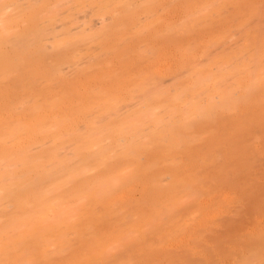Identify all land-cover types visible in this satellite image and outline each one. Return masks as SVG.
Masks as SVG:
<instances>
[{
	"label": "rangeland",
	"instance_id": "374dc122",
	"mask_svg": "<svg viewBox=\"0 0 264 264\" xmlns=\"http://www.w3.org/2000/svg\"><path fill=\"white\" fill-rule=\"evenodd\" d=\"M38 2L0 0V264H241L249 238L258 252L264 0Z\"/></svg>",
	"mask_w": 264,
	"mask_h": 264
},
{
	"label": "bare ground",
	"instance_id": "6f19581e",
	"mask_svg": "<svg viewBox=\"0 0 264 264\" xmlns=\"http://www.w3.org/2000/svg\"><path fill=\"white\" fill-rule=\"evenodd\" d=\"M19 1H20V0H19ZM33 1L38 2V0H33ZM38 3H39V2H38ZM25 4H26V2H25ZM35 5H36V4H35ZM25 7H26V6H25ZM39 7H40V6H39ZM34 8H35V7H34ZM26 10H27V9H26ZM26 10H25V11H26ZM0 11H2V9H1ZM3 11H4V10H3ZM1 14H2V12H1ZM1 14H0V15H1ZM21 14H22V13H21ZM21 14H20V15H21ZM18 17H20V16H18ZM16 18H17V17H16ZM13 19H14V17H13ZM20 19H21V18H20ZM11 20H12V19H11ZM11 20H10V21H11ZM17 20H18V19H17ZM12 21H13V20H12ZM12 21H11V22L7 21V24H8V22H9V24L11 23V25H12V24L15 22V21H14V22L12 23ZM107 21H108V20H107ZM108 23H109V22H107V24H108ZM7 24H6V25H7ZM9 24H8L7 26H10ZM99 24L102 25V24H104V23H103V22H102V23H101V22H98V23H96V24L94 23V24H91V25H88V26H90V28L92 29V32H93L94 27L98 26ZM14 25H16V24H14ZM102 26H103V25H102ZM16 27H17V25L15 26V28H16ZM100 27H101V26H100ZM100 27H99V29H100ZM104 27H106V26H104ZM2 28H3V26H2ZM7 28H8V27H5V29H7ZM10 28H11V27H10ZM18 28H19V27H17V29H18ZM17 29H15V30H17ZM28 29H29V28H28ZM31 29H32V28H31ZM31 29H29V30L31 31ZM56 29H57V28H56ZM15 30H12L11 32H10V30H9V32L12 33V34H14V35H16L15 38H16L17 36H19V37H17V38H16L17 41H15L14 35L11 36L12 39H10V43H9V42H8V43H9V44H13V45H10L9 48L12 46L13 49H14L16 46H19L20 44L22 45L23 42L26 43V45H27V42H26V41H28V40H26V38H25V37H27L26 34L23 33L24 35H23V34L21 35V33H22L23 31L21 32L20 29H19L20 32H16V33H17V34H16L15 32H13V31H15ZM60 30H61V29H60ZM95 30H96V29H95ZM102 30H103V29H102ZM4 31H5V30H4ZM17 31H18V30H17ZM36 31H37V30H36ZM90 31H91V30H90ZM57 32H58V31H57ZM61 32H62V31H61ZM95 32H96V31H95ZM38 33H39V32H38ZM33 34H34V33H33ZM44 34H45V33H44ZM52 34H55V35H54L55 37L57 36V33H53V32H52ZM36 35H37V34H36ZM36 35H35V36H36ZM40 35H41V33H40ZM45 35H46V34H45ZM47 35H48V34H47ZM49 35H50V32H49ZM58 35H59V34H58ZM22 36H23L24 39L22 38ZM43 37H44V36H43ZM51 37H52V36H51ZM46 38H48V36H47ZM46 38H45V39H46ZM90 38H92V37H89V42H90ZM29 39H30V38H29ZM32 39H33V38H32ZM35 39H36V37H35ZM37 39H39V38L37 37ZM56 39H58V37H57ZM82 39H83V38H82ZM86 39H87V37H86ZM40 40H41V39H40ZM91 40H92V39H91ZM14 41L17 42V44H18V43H20V44H19V45H17V44L15 45V42H14ZM30 41H31V40H30ZM36 41H37V40H36ZM50 41H51V40H50ZM54 41H56V40H54ZM84 41H86V40H84ZM12 42H13V43H12ZM34 42H35V40H34ZM35 43H36V42H35ZM54 43H55V42H54ZM9 44H8V45H9ZM51 44H52V43H51ZM60 44H61V43H60ZM24 45H25V44H24ZM53 45H55V44H53ZM57 45H58V44H57ZM22 46H23V45H22ZM22 46H21V47H22ZM58 46L60 47V45H58ZM58 46H57V47H58ZM7 47H8V46H7ZM24 47H25V46H24ZM28 47H29V46H28ZM28 47H27V48H28ZM47 47H48V46H47ZM50 47H51V46H50ZM0 48H1V47H0ZM18 48H20V47H18ZM30 48H31V47H30ZM10 49H11V48H10ZM10 49H9V50H10ZM20 49H21V48H20ZM52 49H54V47H53ZM5 50H6V49H5ZM15 50H17V47L15 48ZM27 50H28V49H27ZM46 50H47V49H46ZM46 50H45V51H46ZM58 50H59V49H58ZM7 51H8V50H7ZM17 51H18V50H17ZM25 51H26V50H25ZM43 51H44V50H43ZM21 52H22V51L20 50V53H21ZM28 52H29V51H28ZM40 52H41V51H40ZM53 52H54V51H53ZM14 53H15V51H14ZM23 53H24V52H22V54H23ZM45 53H46V52H45ZM45 53H44V55H46ZM47 53H48V52H47ZM49 53H50V52H49ZM15 54H16V53H15ZM29 54H30V53H29ZM54 54H55V52H54ZM56 54H58V53H56ZM56 54H55V55H56ZM61 54H62V53H61ZM19 55H20V54H19ZM21 56L23 57V55H21ZM32 56H33V55H32ZM34 56H35V55H34ZM37 56H38V55H37ZM49 56H50V55H49ZM49 56H48L47 60H49ZM53 56H54V55H53ZM3 57H4V59H6V56H3ZM10 57H11V56H10ZM18 57H19V56H18ZM22 57H19V58H22ZM40 57H41V56H40ZM40 57H39V58H40ZM46 57H47V56H46ZM37 58H38V57H35V59H37ZM52 58H53V57H52ZM52 58H51L50 60H52ZM56 58H57V55H56ZM11 59H13V58H11ZM15 59H17L16 62L20 61L18 58H15ZM22 59H23V58H22ZM54 59H55V58H54ZM45 60H46V59H45ZM47 60H46V61H47ZM62 60H63V59H62ZM39 61H40V60H39ZM23 62H25V61H23ZM54 65H55V64H54ZM247 71H249V70H247ZM247 71H246V72H247ZM247 73H248V72H247ZM249 74L252 75L251 73H249ZM13 78H14V77H13ZM13 80H14V79H12V81H13ZM10 81H11V80H10ZM10 81H9V82H10ZM0 82H1V81H0ZM1 83H3V82H1ZM22 83H23V82H22ZM2 85H3V84H1V86H2ZM20 85H21V84H20ZM4 86H5V85H4ZM4 86H3V87H4ZM5 87H7V83H6V86H5ZM16 87H17V86H16ZM3 89H4V88H3ZM3 89H1V90H3ZM8 89H9V88H8ZM4 90H5V89H4ZM6 90H7V89H6ZM7 91H8V90H7ZM3 92H4V91H3ZM0 93H1V92H0ZM5 93H6V92H4V93L1 94V95L3 96ZM14 93H15V92H14ZM12 94H13V91H12ZM31 110H33L32 107H31ZM34 113H35V112H34V110H33V114H34ZM35 114H36V113H35ZM34 116H35V115H34ZM36 116H37V115H36ZM40 116H41V115H40ZM40 116H39V117H40ZM39 117H37L36 119H38ZM32 119H33V118H32ZM36 119H35V120H36ZM38 120H39V119H38ZM38 120H37V121H38ZM41 120H42V119H41ZM16 122H17V121H16ZM31 122H32V124H33V121H31ZM35 123H36V122H35ZM37 124H38V122H37ZM41 124H42V123H40V125H41ZM26 125H27V124H26ZM34 125H35V124H34ZM34 125L31 126V128L34 127L33 130H35V127H37L36 125H35V126H34ZM38 125H39V124H38ZM28 126H29V125H28ZM28 126H25V128H27ZM40 127H41V126H40ZM38 129H39V128H38ZM27 130H28V129H27ZM23 131H26V130L23 129ZM35 131L37 132L38 130L36 129ZM23 133H24V132H23ZM32 134H33V133H32ZM20 140H21V139H20ZM19 142H21V141H19ZM27 143H28V142H27ZM23 144H24V145L21 144V149L24 150V148H22V147H23V146L25 147V143L23 142ZM45 144H46V143H45ZM46 145H47V144H46ZM16 146H17V145H16ZM19 146H20V144H19ZM40 146H41V145H40ZM43 147L45 148V145H44ZM18 148L20 149V147H18ZM21 149H20V151H21ZM17 150H18V149H17ZM23 150H22V151H23ZM32 150H33V149H32ZM32 150H30V151H32ZM37 150L40 151V148H39V149L37 148ZM45 151H46V150H45ZM6 152H7V151H4V152L2 151V153H6ZM17 152H18V151H17ZM2 153H0V154H2ZM12 153H13V152H12ZM12 153L9 152V155L12 154ZM19 153H20V152H19ZM34 153H35V155L37 154L36 152H34ZM6 154H7V153H6ZM14 154H15V152H14ZM23 154H24V153H23ZM29 154H31V153H29V151L27 152V154H25L26 157H27L26 159H28V160L30 159V158H29V157H30ZM38 154H39V152H38ZM38 154H37V156H38ZM2 155H4V154H2ZM12 155H13V154H12ZM25 155H24V156H23V155L21 156V154H20V155H19V156H20L19 159H21V160L23 161L22 157L24 158ZM27 155H28V156H27ZM33 155H34V154H33ZM15 156H16V155H15ZM15 156H14V157H15ZM19 156H18V157H19ZM9 157H10V156H9ZM14 157H12V158H14ZM18 157H15V158H18ZM35 157H36V156H34L33 158L35 159ZM4 158H6V157H4ZM7 158H8V157H7ZM0 159H2V158H0ZM19 159H16V160H19ZM24 159H25V158H24ZM26 159L23 161V163H22V162H19V161H18V162L23 166V165H24V162H25V161H28V160H26ZM31 159H32V158H31ZM32 160H33V159H32ZM32 164H33V163H32ZM26 166H27V165H26ZM33 166L35 167V165H33ZM38 166H39V165H38ZM40 166H41V165H40ZM23 167H24V166H23ZM23 167H22V169H23V171H24V169H25L26 167H24V168H23ZM36 168H37V167H36ZM36 168H35V170L38 171L39 169H36ZM25 170H27L26 172H29V173L32 172V171H34V169L31 170L30 168H29V169L26 168ZM30 170H31V171H30ZM75 170L77 171V169H75ZM79 170H80V169H79ZM79 170H78V171H79ZM19 171H20V172H19L20 176H22V175L25 176V177L29 176V173H26V172H25L27 175H24V173L21 174V172H22L21 170H19ZM39 171H40V170H39ZM73 171H74V170H73ZM76 171H75L74 173H77V172H78V171H77V172H76ZM81 171H83V170H81ZM81 171H80V172H81ZM16 172H18V171H16ZM33 173H34V172H33ZM33 173H31V175H32ZM35 174H36V173H35ZM37 174H39V173L37 172ZM11 175H12V176H11ZM13 175H14V173L10 174V176H11L12 178L14 177V179H15L16 181H17L18 177H19V179H21L22 181H24V180H23V177L16 176V174H15L14 176H13ZM15 177H16L17 179H16ZM33 177H34V176H33ZM39 177H41V176L39 175ZM14 179H11V181L13 180V182H11V183H14V182H15ZM19 179H18V181H19ZM25 179H26V178H25ZM18 181H17V182H18ZM20 182H21V181H20ZM20 182L17 183V186H18V184H20ZM27 182H29V179H28ZM27 182H26V183H27ZM31 182H33V181H31ZM31 182H30L29 184H27V185H26V183H23V184H25V185L22 184V185H23V186H22V189H21V188H20V189H21V190H23V188H24V189H27V188L29 187L28 185H30ZM35 182L38 183V180L35 181ZM11 183H9V184H10V187H11ZM36 183H35V184L32 183V184L34 185L33 188H35V189H37V188H36V187H37V184H36ZM9 184H8V185H9ZM43 184H44V183H43ZM15 185H16V183H15ZM20 185H21V184H20ZM20 185H19V186H20ZM3 186L6 187V185H2V189H1V191H3ZM17 186H16V188L19 187V186H18V187H17ZM25 186H26V187L28 186V187L26 188ZM39 186H40V185H39ZM7 187H9V186H7ZM10 187H9V188H10ZM20 189H19V190H20ZM28 190H29V189H28ZM25 192H27V191H25ZM39 192H40V190H39ZM0 193H2V192H0ZM6 193H7V192L4 193V191H3V193H2V195H4V200H5L6 198H8V196L5 197V194H6ZM12 193H13V192H12ZM22 193H23V191H22ZM22 193H20V195H21ZM34 193H35V192H34ZM9 194H10V192H9ZM15 194L17 195L18 193H14V195H15ZM26 194H27V193H26ZM28 194H29V193H28ZM2 195H1V196H2ZM10 195H11V194H10ZM16 195H15V197L17 198ZM37 195H38V194H37ZM37 195H36V196H37ZM41 195H42V194H41ZM26 196H27V195H26ZM28 196H29V199H30V197H31V200H32V201L30 200V202L33 203V202H34V199L32 198V196H30V195H28ZM38 196H39V195H38ZM9 197H10V196H9ZM12 197L14 198V196H12ZM18 197H19V196H18ZM20 197H21V196H20ZM20 197H19V198H20ZM39 197H41V196H39ZM10 198H11V197H10ZM10 198H9V199H10ZM23 198H24V196H23ZM23 198H20L19 201H21ZM9 199H8L7 202H9ZM38 200H39V199H38ZM10 201H12V200H10ZM14 201H15V200H14ZM17 201H18V200H17ZM19 201H18V202H19ZM40 201H41V200H39L37 203L39 204ZM7 202H6V203H7ZM15 202H16V201H15ZM21 202L23 203V201H21ZM22 203H19V204H22ZM35 203H36V200H35ZM15 204H17L18 206L21 207V205H19L17 202H16ZM24 204H25V202H24L22 205L25 206ZM11 205H14V203H12ZM17 205H14V208H16ZM8 206H9V205H8ZM8 206H7V208H9ZM23 206H22V207H23ZM37 206H39V205H37ZM11 207H13V206H11ZM7 208H6V209H7ZM10 209H12V208H10ZM10 209H7V210H10ZM16 209H18V208H16ZM262 210H264V209H262ZM12 214H14V213H12ZM10 216H11V215H10ZM12 216L14 217L15 214L12 215ZM15 218H16V217H15ZM15 218H12L11 220H13V219L16 220ZM14 220H13V221H14ZM17 221H18V217H17ZM12 223H13V222H12ZM255 224H256V223H254V226H255ZM260 225H262V224H260ZM256 227H257V226H256ZM151 228L154 229V228H156V227H151ZM153 229H150V230L152 231ZM261 234H262V233H261ZM144 235H145V234H144ZM263 235H264V233H263ZM248 236H250V235H248ZM257 236H259V238H260V237H261L260 233H259V235L257 234ZM248 238H249V237H248ZM251 238H252V237H251ZM256 238H257V237H256ZM254 239H255V238H254ZM254 239H253V240H254ZM246 240H247V239H246ZM253 240L249 238V241H250L249 243L255 242L256 240H259V239L257 238L255 241H253ZM247 241H248V240H247ZM21 242L24 243L25 241L23 242V240H21ZM27 242H28V240H27ZM232 242L235 243L234 240H233ZM258 242H261V238H260V241H258ZM258 242H257V243L255 242V243H256V246H257ZM22 243H21V244H22ZM245 243H246V241H245ZM245 243H243V244H245ZM249 243H247L246 245H247V247H248V246H251V247H249V249L252 248V249H250L251 252H250V255H249V256H251V255H252V256H251V257H248V256H247L248 258H250V260H248V261H250V262L247 261V257H246V258H243V260H245L246 262H245V261H241V262H239V263H241V264H253V263H256V264H257V263L262 264V263H264V259H263V258H264V254H263V251H264V248H263V247H264V242H263V240H262V244H261V245H258V248L260 247V249H261V251H260V249H259V250L257 249L258 252L255 251V250H256V249H255V247H256L255 244L252 243V244H254V245H253L254 247H252V244H249ZM28 244H29V243H28ZM237 244H238V242H237ZM240 244H242V243H240ZM248 244H249V245H248ZM262 245H263V246H262ZM17 246H18V245H17ZM17 246H16V248L18 249ZM19 246H20V244H19ZM22 246H23V245H22ZM25 246H27V244H26ZM238 246H240V245L238 244ZM243 246H245V245H243ZM27 247H28V246H27ZM241 247H242V246H241ZM247 247H246V249H247ZM11 248H12V247H8V251H9ZM19 248H20V247H19ZM238 248H239V247H238ZM13 249H14V247H13ZM13 249H11V250H13ZM17 249H16V251L19 250V249H18V250H17ZM21 249H22V248H21ZM23 249H25V248L23 247ZM23 249H22V251H23ZM33 249H34V248H33ZM246 249H245V250H246ZM14 250H15V249H14ZM222 250H223V248H222ZM224 250H225V249H224ZM250 250H249V251H250ZM5 251L7 252V249H6V248H5V250H4V253H3V250H2V252H1V250H0V252H1L3 255L5 254V257H6V252H5ZM26 251H27V250H25V252H26ZM31 251H32V250H31ZM33 251H34V250H33ZM218 251H219V250H218ZM220 251H221V249H220ZM226 251H227V249L225 250V252H226ZM247 251H248V249L246 250V252H247ZM249 251H248V253H249ZM259 251H260V252H259ZM23 252H24V251H23ZM23 252H22V253H23ZM28 252H29V250H28ZM225 252H224V253H225ZM227 252H229V251H227ZM227 252H226V254L228 255ZM255 252H256V253H255ZM16 253L19 255V252H16ZM240 253H241V252H240ZM7 254L9 255V254H11V253H7ZM17 254H16V255H17ZM26 254H27V253H26ZM32 254H33V253H32ZM208 254H209V252H208ZM212 254H213V253H212ZM220 254H223V253H220ZM226 254H223V255H226ZM230 254H231V253H230ZM230 254H229V255H230ZM262 254H263V255H262ZM3 255H2V256H3ZM8 255H7V257H8ZM16 255L13 254V256H14L15 259H17V258L15 257ZM18 255H17V257H18ZM217 255H218V254H217ZM240 255H241V254H240ZM0 256H1V254H0ZM10 256H11V255H10ZM13 256H11L12 259H13ZM20 256H21V255H20ZM22 256H24V255H22ZM212 256H213V255H212ZM219 256H221V255H219ZM5 257H4V258H5ZM11 257H10V258H11ZM27 257H28V256H27ZM225 257H228V256H224V259H225ZM236 257H237V256H236ZM2 258H3V257H2ZM90 258H91V256H90ZM94 258H95V257H94ZM94 258H93V259H94ZM102 258H103V257H102ZM114 258H115V257H114ZM209 258H210V257H209ZM211 258H212V257H211ZM239 258H240V257H239ZM5 259H6V258H5ZM8 259H9V258H8ZM24 259H26V258H24ZM27 259H28V258H27ZM93 259H92V260H93ZM168 259H169V258H168ZM168 259H166V260L168 261ZM174 259H175V258H174ZM206 259H207V258H206ZM213 259H214V258H213ZM224 259H223V260H224ZM18 260H20V261H19V263H20V262H21V259L18 258ZM22 260H23V259H22ZM92 260H91V261H92ZM240 260H241V259H240ZM240 260H239V261H240ZM8 261H9V262H8V264H9L11 260L9 259ZM13 261H14V260H13ZM15 261H16V260H15ZM167 261H164V263L167 262ZM209 261H210V260H209ZM256 261H259V262H256ZM85 262H86V261H85ZM189 262L192 263L191 261H188V263H189ZM193 262H194V261H193ZM214 262H215V261H214ZM216 262H217V261H216ZM218 262H219V261H218ZM218 262H217V263H218ZM236 262H237V261H236ZM1 263H2V260H1ZM12 263H13V262H12ZM12 263H11V264H12ZM89 263H90V262H89ZM194 263L196 264V262H194ZM194 263H193V264H194ZM204 263H205V261H204ZM207 263H208V262H207ZM207 263H206V264H207ZM13 264H14V263H13ZM15 264H17V262H15ZM20 264H22V263H20ZM155 264H157V263H155ZM161 264H162V263H161ZM219 264H220V263H219Z\"/></svg>",
	"mask_w": 264,
	"mask_h": 264
}]
</instances>
